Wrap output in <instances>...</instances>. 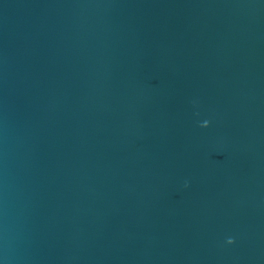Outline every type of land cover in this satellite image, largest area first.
I'll list each match as a JSON object with an SVG mask.
<instances>
[{"label": "water", "instance_id": "1", "mask_svg": "<svg viewBox=\"0 0 264 264\" xmlns=\"http://www.w3.org/2000/svg\"><path fill=\"white\" fill-rule=\"evenodd\" d=\"M0 264H264V0H0Z\"/></svg>", "mask_w": 264, "mask_h": 264}, {"label": "clouds", "instance_id": "2", "mask_svg": "<svg viewBox=\"0 0 264 264\" xmlns=\"http://www.w3.org/2000/svg\"><path fill=\"white\" fill-rule=\"evenodd\" d=\"M185 186H187V182H185ZM227 243L229 244L233 243V240L231 237L228 238Z\"/></svg>", "mask_w": 264, "mask_h": 264}]
</instances>
